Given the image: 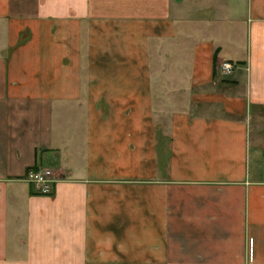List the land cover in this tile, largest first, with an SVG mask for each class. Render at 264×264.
Instances as JSON below:
<instances>
[{"label": "crops", "instance_id": "0c3cea01", "mask_svg": "<svg viewBox=\"0 0 264 264\" xmlns=\"http://www.w3.org/2000/svg\"><path fill=\"white\" fill-rule=\"evenodd\" d=\"M0 264H264V0H0Z\"/></svg>", "mask_w": 264, "mask_h": 264}, {"label": "built area", "instance_id": "2783aa9c", "mask_svg": "<svg viewBox=\"0 0 264 264\" xmlns=\"http://www.w3.org/2000/svg\"><path fill=\"white\" fill-rule=\"evenodd\" d=\"M219 68L223 74H228L234 69L233 65L228 62H222ZM26 180L35 188L37 193L48 195L52 193L53 185L57 179L51 169L39 167L29 170Z\"/></svg>", "mask_w": 264, "mask_h": 264}]
</instances>
